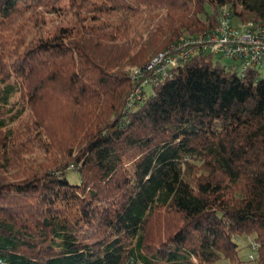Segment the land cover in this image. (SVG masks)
Listing matches in <instances>:
<instances>
[{
    "label": "trees",
    "instance_id": "16d2710c",
    "mask_svg": "<svg viewBox=\"0 0 264 264\" xmlns=\"http://www.w3.org/2000/svg\"><path fill=\"white\" fill-rule=\"evenodd\" d=\"M224 5L264 21V0H0V264H244L242 236L264 264L260 68L197 53L143 83Z\"/></svg>",
    "mask_w": 264,
    "mask_h": 264
},
{
    "label": "built area",
    "instance_id": "2783aa9c",
    "mask_svg": "<svg viewBox=\"0 0 264 264\" xmlns=\"http://www.w3.org/2000/svg\"><path fill=\"white\" fill-rule=\"evenodd\" d=\"M181 48L183 49L179 51ZM197 53H210L240 61L241 66L236 71L239 76H244L250 68H260L264 64V21L242 23L236 19L231 6L224 5L220 8L218 22L212 29L205 30L196 37L180 38L145 70L151 71L158 65L150 76L151 81H154V74L163 75ZM132 72L135 74L138 70L134 69ZM254 250H257V246ZM251 257L254 258V253Z\"/></svg>",
    "mask_w": 264,
    "mask_h": 264
},
{
    "label": "rangeland",
    "instance_id": "374dc122",
    "mask_svg": "<svg viewBox=\"0 0 264 264\" xmlns=\"http://www.w3.org/2000/svg\"><path fill=\"white\" fill-rule=\"evenodd\" d=\"M57 22L56 23H51L50 27L53 28V26H55L56 24H68L69 23V20H70V17H65V16H60V17H57ZM202 32H199V33H196V34H193V35H183L181 36L180 38H192V37H196L198 35H200ZM179 38V39H180ZM177 39V40H179ZM176 40V41H177ZM172 42V44H170L165 50H167L169 47H171L172 45H174V43L176 42ZM183 48L179 49L182 50ZM164 50V51H165ZM163 51V52H164ZM161 52V53H163ZM157 58V57H156ZM156 58L153 60V62L156 60ZM213 61L214 62H221L222 64H230V65H233L234 66V69L240 67L241 65V62L240 61H236L234 60L233 58H230V57H221L220 55H214L213 57ZM152 62V63H153ZM151 64V63H150ZM159 65H162V64H159ZM158 66V65H157ZM157 66L155 65L153 67V70L151 71H148L149 73L147 75H149L146 79H144L143 83L144 85H147L145 87L147 93H151L152 92V86H150L151 84H153L154 82L156 83L158 81V79L160 78V76L162 75H153L154 77V81H151L150 79V76L153 74V72L157 69ZM147 67V66H146ZM133 71V70H132ZM147 72V71H146ZM169 70L163 74L162 77H165L167 74H168ZM260 73H261V76L264 77V64L263 66L260 67ZM142 88L143 87H140L138 90L135 91V93L132 95V99L130 100V102L127 104V107L128 108H132L133 107V104H131V102L135 99H139L140 97V94L142 93ZM70 178L73 180V181H78V177H77V174L75 172H70ZM239 241L241 242V251H240V256L241 258L245 261L244 264H248V260L251 259L252 260V263L255 264V261H254V258H255V254L257 253V250H254V247L255 244H254V241H253V237H248V236H242ZM254 253V258L251 257V254Z\"/></svg>",
    "mask_w": 264,
    "mask_h": 264
},
{
    "label": "bare ground",
    "instance_id": "6f19581e",
    "mask_svg": "<svg viewBox=\"0 0 264 264\" xmlns=\"http://www.w3.org/2000/svg\"><path fill=\"white\" fill-rule=\"evenodd\" d=\"M133 76L136 78L137 77V73L133 74Z\"/></svg>",
    "mask_w": 264,
    "mask_h": 264
}]
</instances>
